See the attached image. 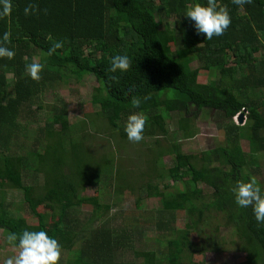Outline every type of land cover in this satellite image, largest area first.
<instances>
[{"label": "trees", "instance_id": "obj_1", "mask_svg": "<svg viewBox=\"0 0 264 264\" xmlns=\"http://www.w3.org/2000/svg\"><path fill=\"white\" fill-rule=\"evenodd\" d=\"M196 3L207 6L208 0H0V13L8 7L0 14V38L9 33L5 46L15 53L0 57V178L7 189L23 192L30 214L14 210L0 188L5 239L25 228L45 230L61 245L58 264H203L194 262L196 253H229V244L237 264H264V224L250 206L237 207L231 191L249 176L264 187V0H214L231 23L210 40L184 16ZM56 41L63 46L49 55ZM117 54H126L129 66L113 73L110 59ZM35 59L43 65L39 80L25 71ZM201 71L209 74L207 83L200 82ZM88 76L99 86L93 109L79 122L70 123L65 103H43L45 92ZM134 97L141 100L138 108ZM41 111L51 116L36 127ZM134 112L147 117L143 139L153 141L142 173L143 159L125 148L131 141L124 127ZM204 112L216 114L224 141L189 159L181 142L198 135L195 120ZM245 112L243 124L235 123ZM115 137L122 140L115 141L116 152L94 153V141L109 142L108 149ZM166 156L173 157L169 168ZM89 189H97L94 196L84 195ZM143 190L137 207L143 198L158 199L157 229L169 234L156 240L162 249L145 252L142 261H122V233L92 226L114 206L103 199ZM84 206L92 213L80 221L72 211ZM177 212L187 216L185 229L173 226ZM46 221H54L51 229ZM190 230L204 236L203 251Z\"/></svg>", "mask_w": 264, "mask_h": 264}, {"label": "rangeland", "instance_id": "obj_2", "mask_svg": "<svg viewBox=\"0 0 264 264\" xmlns=\"http://www.w3.org/2000/svg\"><path fill=\"white\" fill-rule=\"evenodd\" d=\"M38 62L37 59H35ZM10 78V76H9ZM200 82L207 83L209 81V74L205 71H201L200 73ZM99 86L98 81L94 78V76L86 77L80 83H73L67 86H58L52 91L45 92L42 101L43 103L52 105H62L65 103L67 105L68 115L70 123L75 124L82 120V117L85 112H89L93 109L90 105V101L92 98V94ZM240 115H243V122L246 119V112L244 114H239L236 118H234L235 123L240 124L239 118ZM50 112L41 111L40 113L36 112V117H38V124L36 127L41 126L44 127L45 122L48 118H50ZM174 122L172 123V128L174 129V123L177 122L178 116H174ZM195 123L198 129V135L189 140H184L181 142L183 146V151L189 156L188 158H193L196 154L201 153L205 150L216 147L217 145L223 143L224 137L220 128L218 127V118L216 114L213 112H204L202 113L196 120ZM243 124V123H242ZM122 143V140L118 137L112 141V145L109 147V142L101 140H96L93 143V151L98 155V153L103 152L105 149L111 152H116L117 144ZM128 142V141H127ZM153 141L151 139H142L138 143L129 142L125 144V148L127 152L134 154V156L143 159L144 165H141V170L139 173L145 172L146 169V155L149 153L150 144ZM105 145V146H104ZM136 147V148H134ZM243 147L245 150L248 149V145L246 142H243ZM143 151V152H141ZM172 156H166L163 158L164 165L169 168L173 164ZM134 162L136 158H133ZM193 162V159L190 160ZM134 167V165L132 164ZM146 166V167H145ZM136 172V171H135ZM138 173V172H136ZM136 173L132 174L133 180L137 181ZM154 184L162 185V182L158 179H154ZM170 185H175L179 187L180 184H175L174 182H170ZM0 188H5L7 190V201L15 204V209L20 208L21 213L24 216H30L25 204L23 203V192L20 190H9L6 186V181L0 178ZM145 191H137L136 193L129 195L126 191L122 196H116L114 198L106 197L103 199V202L113 204V208L104 218L97 219L94 222L92 229H99L101 227H108L107 229L115 230V233H122L121 241L125 245L117 248V254L119 256V260L126 262H140L143 259V254L147 251L152 250H161L162 245L156 242L159 238H165L169 234L168 230H159L157 229V221L159 216L162 213V205L161 202L156 198L146 199L143 198L139 207L136 205V200L139 197L145 196ZM205 191L210 193L211 191L205 189ZM97 189H89L84 192V195L91 196L95 195ZM48 207H38V209L42 212V214L46 215L47 218H52V213L49 210L45 209ZM92 207L84 206L80 210L72 211V214H77L80 218V221H87L91 216ZM48 223V228L51 229L54 221H46ZM188 222L187 216L184 212H177L174 216L173 226L176 230L185 229L186 224ZM189 236L194 242L196 250H202V243L205 239L204 236H200L189 231ZM231 240H228V244ZM230 251L229 253H211V252H199L194 255V262L198 261L203 264H237L238 254L232 244L228 245ZM17 253V250L9 246L6 242L3 231L0 229V264H3L4 260L9 256H13ZM68 258V254L64 253V257L62 258L64 261ZM65 263V262H64Z\"/></svg>", "mask_w": 264, "mask_h": 264}, {"label": "clouds", "instance_id": "obj_3", "mask_svg": "<svg viewBox=\"0 0 264 264\" xmlns=\"http://www.w3.org/2000/svg\"><path fill=\"white\" fill-rule=\"evenodd\" d=\"M236 4H242L244 0H233ZM8 7L4 6L3 12L7 14ZM184 16L193 22V27L197 34H204L207 40L213 36H220L231 23L228 10L226 8L215 7L214 0H208L207 6L200 3L194 4L185 10ZM9 33L5 32L0 38V57L11 59L14 51L6 47ZM63 44L56 41L48 50L52 55ZM129 66V57L125 55H113L110 59L109 71L124 72ZM43 65L33 60L25 66V71L32 80L40 79V72ZM115 79V77H113ZM134 107H139L141 100L134 97L131 101ZM147 117L141 112H134L128 115L124 127L127 139L138 143L143 139ZM235 204L239 208L251 207L252 213L258 224H264V187H262L256 177L249 176L247 181L238 180L231 189ZM9 246L17 250L13 256L4 260L3 264H58L61 258L62 248L58 240L50 236L45 230L23 229L20 233L10 232L6 237Z\"/></svg>", "mask_w": 264, "mask_h": 264}, {"label": "water", "instance_id": "obj_4", "mask_svg": "<svg viewBox=\"0 0 264 264\" xmlns=\"http://www.w3.org/2000/svg\"><path fill=\"white\" fill-rule=\"evenodd\" d=\"M239 122L242 124L243 123V115H240Z\"/></svg>", "mask_w": 264, "mask_h": 264}]
</instances>
